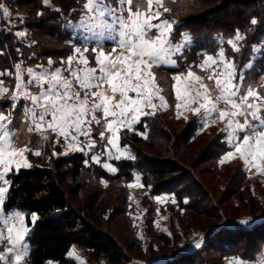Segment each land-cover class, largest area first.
I'll list each match as a JSON object with an SVG mask.
<instances>
[{
    "label": "snow or ice",
    "instance_id": "snow-or-ice-1",
    "mask_svg": "<svg viewBox=\"0 0 264 264\" xmlns=\"http://www.w3.org/2000/svg\"><path fill=\"white\" fill-rule=\"evenodd\" d=\"M43 4L51 6L50 0H43ZM161 9L163 13L170 11L165 0H115V3L86 0L81 9L80 25L92 33L94 41L85 37L81 47L78 41L70 40L72 53L59 62L60 66H53L54 61L50 59L43 71L39 67H29L26 82L22 66L16 64L13 89L3 86V77H11L13 73L0 72V99L7 96V105L13 110L5 113L4 107L0 106V184L3 185L0 186V218L4 217L2 206L11 185L9 175L15 176L21 169L33 167L26 154L42 155L40 150L33 152L29 147L15 144L14 111L18 108L24 109L26 122L31 125L29 133L39 134L47 141L49 136L46 133L51 132L55 134V144L63 140V155L84 153L81 137L90 141L86 147L91 151L96 146L91 138L95 125L104 128L98 134L99 139H106L107 144L119 153L113 157L109 151V158L136 159L127 149L119 147V132L122 128L133 130L142 118L156 116L161 106L169 107L160 94L162 89L158 86L154 68L177 66L183 59L185 45L191 42V36L184 33L182 42L173 43L177 22L161 19ZM0 14L12 15L3 4H0ZM260 22L256 18L250 20L251 25ZM16 35L23 37L26 34L19 31ZM245 38L236 30L234 39L226 43L239 53L240 42ZM193 67L203 75L193 71ZM172 80L178 101L175 104L178 119H188L180 111L183 108L198 115L203 128L213 126L217 121L224 124L221 131L226 134L225 143L234 151L228 150L220 163L230 161L238 154L249 170L264 172V79L260 81L259 89L246 84L244 75H238L235 59H229L225 49L220 48L218 52L203 55L200 62L189 65L186 73L173 75ZM31 88H37L38 92L33 93ZM154 100L160 103H154ZM106 133L110 135L106 137ZM140 134L147 139L146 134ZM52 155L58 154L53 152ZM91 159L96 163L101 161L96 155ZM103 167L112 173L118 171L109 163H104ZM140 179L137 175L136 183L128 187H144ZM104 183L107 186V182ZM155 199L162 202L168 198L158 196ZM171 202L176 203L174 198ZM12 219H18L19 227L15 224L8 226L6 236L0 231V245H11L0 254V261L3 264H27L28 252L23 249L22 242L30 229L25 226L22 214L15 213ZM37 219L32 215L31 223L34 225ZM0 222L9 224L7 219ZM241 223L247 225L249 221L242 220ZM202 243L203 237L195 247L201 248ZM74 254L75 249L69 256ZM229 264L246 262L242 258H233ZM260 264H264V260Z\"/></svg>",
    "mask_w": 264,
    "mask_h": 264
},
{
    "label": "trees",
    "instance_id": "trees-1",
    "mask_svg": "<svg viewBox=\"0 0 264 264\" xmlns=\"http://www.w3.org/2000/svg\"><path fill=\"white\" fill-rule=\"evenodd\" d=\"M50 3L51 6H45L43 0H18V7L30 9L25 28L35 41L33 47L22 48L20 57L33 61L32 49L36 52L33 56L43 61L67 54L72 40L67 24L81 20L86 0H50ZM165 5L170 9L165 18L177 22L174 40L180 41L184 33L191 36L192 45L183 54L189 65L198 56L201 58L202 53L213 54L224 48L240 71L251 61L254 47L264 41V0H165ZM253 18L261 22L251 25ZM236 30L246 37L240 42L239 53L226 43L234 39ZM17 46L19 43L11 32L0 34L2 64L9 63V58L19 59L15 52ZM255 66L256 71L264 70V54ZM199 127L194 116L178 119L172 112L143 118L136 132L125 134L122 141L130 146L136 159L114 161L118 169L115 174L98 165H88L82 153L58 157L49 153L46 158L36 159L31 169H21L15 176L10 174L11 185L3 208L5 211L20 208L27 213V225L31 227L27 264H70L68 254L74 246L87 250L95 260L105 258L108 264L128 263L130 251L138 248L130 240L128 244V238L127 245L121 244L111 232L113 224L124 222L122 210L126 198L123 193L113 197L102 182L128 183L140 173L146 188L154 193L170 190L183 206L185 197L193 196V188L185 183L190 182L208 197L204 185L185 163L193 154L198 162H213L226 149L220 134L198 132ZM140 133L146 134L147 139ZM197 144L200 146L194 149ZM191 204H196L195 209L201 207L197 200L185 207L191 209ZM32 215L38 217L34 225ZM222 232L218 239H210L202 251L214 252L220 259L229 255L252 258L254 248L264 244V222L252 229L239 227ZM173 255L166 264H198V251Z\"/></svg>",
    "mask_w": 264,
    "mask_h": 264
},
{
    "label": "rangeland",
    "instance_id": "rangeland-1",
    "mask_svg": "<svg viewBox=\"0 0 264 264\" xmlns=\"http://www.w3.org/2000/svg\"><path fill=\"white\" fill-rule=\"evenodd\" d=\"M18 0H0V4H3L4 7L8 8L11 12L10 17L3 16L0 14V34L3 32H11L14 38H16L19 43L18 48L15 49V52L18 53L19 59L9 58V63L2 64L0 61V72L11 71L13 75L3 77L4 87L10 89L14 88L15 84V65L20 64L22 66V74L24 76L25 82L29 79L27 76V69L29 67L33 69H39L43 71L44 68L48 67V61L51 59L54 61L53 66H60L59 62L62 59H65L69 54L72 53V48L69 47L67 54L61 58H49L47 61H43V58L36 59L33 55L36 53L31 50L33 55L30 58H34L33 61L24 58L23 55L20 57V54L23 53L22 48L24 47H33L35 41L33 37L29 35L27 29L25 28L27 24V18H30V9L28 7H18ZM146 8V6H145ZM162 17L161 19H166L161 9ZM33 16H31L32 18ZM78 22H68V29L71 30L72 41H78V46H84V38L88 37L90 40L94 41L92 33L87 31L86 28L80 25ZM23 31L26 35L21 37L16 35L17 32ZM173 43L182 42L175 41L172 37ZM192 41L185 45L183 50L190 48ZM60 48V47H57ZM10 50V49H9ZM10 53V52H9ZM207 53H202L205 55ZM264 54V41L254 47V55L251 58V61L245 65L240 71L239 74H243L245 77V83L253 85L260 88V81L264 79V70L256 71V62ZM91 59V53L88 54ZM201 55V56H202ZM3 56V55H1ZM11 56V54L9 55ZM198 56L196 60L191 63V65L201 61V58ZM176 58V57H173ZM4 62V61H3ZM6 62V61H5ZM184 64V65H183ZM94 66V65H93ZM189 64L187 59L183 55V59H180L178 65L173 67L171 65L155 67L154 72L156 74L157 83L163 95L167 101L169 107L165 109L160 107L157 113H166L172 112L176 116L175 104L178 101L175 99V82L172 80V76L182 72L186 73ZM165 70H177L175 73H169ZM193 71H196L197 74L203 75L199 69L193 67ZM33 93H37V88L30 89ZM134 96V94H131ZM8 97L5 96L3 99H0V106L4 107L5 113L8 111H13L7 105ZM21 103H26L21 101ZM154 103L159 104V100H154ZM195 105H193L194 107ZM24 109L18 108L14 111V123L17 125V136L15 139V144L18 147H29L33 152L35 150H40L42 155L36 157L34 154H26V158L33 165L36 159L46 158L50 156L53 152L58 155L55 156H69L75 153L80 152H69L68 155H63L64 148L63 140L61 139L60 144H55L54 140L56 139L55 134L49 132L46 133L49 136V140L45 141L39 134L29 133L28 128L31 127L30 123L26 122V119L23 115ZM184 115H187L188 118L194 116L199 122V131L212 134H220L222 136V142L225 146V151L216 157V160L211 161H199L194 159V154L191 155V158L185 163L186 167L191 170L192 174L196 179L204 185V188L208 191L204 194V191H200L196 187L190 184V182L185 183L186 186H191L193 196L185 197L184 206L181 205L176 194L170 190L154 193L151 188L144 187H128L129 184L136 183V180L126 183L125 181L115 182L113 184L107 183L105 186L104 181L102 182L103 188L107 190L113 197L115 195L123 193L126 198L125 206L123 207V218L124 222H119L113 224L114 231H111L121 242L125 244L128 238L133 242L134 251H130V261L126 264H166L170 262L174 257L173 254L176 253H195L198 251V264H229L230 260L233 258H242L246 264H260L264 260V244L257 245L254 248V255L252 258H245L238 255H229L220 259L218 255L214 252H203L210 239H218L221 237L222 230L224 229H239V227L252 229L255 225L264 222V172H258L255 169L249 170L246 165L243 164L242 160L238 157L231 159L223 164L220 163V160L226 155L230 147L225 143L226 134L221 131L224 124L217 121L213 126L203 128V121L196 114L185 111L183 108L180 110ZM99 115V114H98ZM143 119V118H142ZM138 124L134 126L133 130H127L122 128L119 132L120 140L119 147L127 149L131 154V148L127 144H123V136L125 134H131L136 132ZM100 131H104V128L93 125L92 140H95L96 146L89 151L86 145L90 142L81 137L83 141V146H85V152L82 153L86 156V163L88 165L95 164L102 168L104 163L112 164L114 167V158H109L108 152L111 151L113 157L119 155L116 152V149L112 148L107 144V140H100L98 134ZM110 135L106 133V137ZM200 146L199 144L195 145V148ZM194 150H189L192 152ZM217 151V149H216ZM50 153V154H49ZM100 156V163H96L91 159L92 156ZM35 159V160H33ZM122 158L120 160H125ZM105 169V168H104ZM107 170V169H105ZM111 174H115L107 170ZM140 176V183L143 184L142 175L136 173L135 177ZM0 186H3L0 184ZM158 196H164L168 199L157 202L155 199ZM172 198L175 199L176 203H172ZM193 200L200 202L198 209H195V206L191 204V209L186 208L185 206L190 204ZM187 201V203H185ZM4 206V205H3ZM2 206L4 217L0 218V221L3 219L9 220V224L6 225L3 222H0V231L7 235V227L11 224H15L19 227L18 219L14 220L12 217L15 213H20L24 216V224L30 229L28 235L25 236L24 241L22 242L23 249H26L28 256L31 250V246L28 243V236L31 232V227L27 225L26 216L27 213L20 208L13 209L11 211H5ZM196 212V213H195ZM200 213V214H199ZM242 220H248L247 225L242 224ZM221 233V234H220ZM124 236L125 239H124ZM164 236V237H163ZM141 237H143L141 239ZM167 239H166V238ZM203 237V243L201 248H196L195 243ZM170 240V241H169ZM173 244V245H172ZM127 245V244H125ZM10 244L0 245V254H3L7 251V248L10 247ZM129 246V245H128ZM75 249V254L69 256L68 259L70 264H108L105 258L100 260H95L90 257V253L78 246H74L72 250ZM72 250L70 252H72ZM28 256L26 259H28ZM79 259H76V257ZM223 257V256H222ZM201 262V263H200ZM0 264H3V261H0ZM55 264V263H51Z\"/></svg>",
    "mask_w": 264,
    "mask_h": 264
},
{
    "label": "crops",
    "instance_id": "crops-1",
    "mask_svg": "<svg viewBox=\"0 0 264 264\" xmlns=\"http://www.w3.org/2000/svg\"><path fill=\"white\" fill-rule=\"evenodd\" d=\"M188 48H186V50H187Z\"/></svg>",
    "mask_w": 264,
    "mask_h": 264
}]
</instances>
